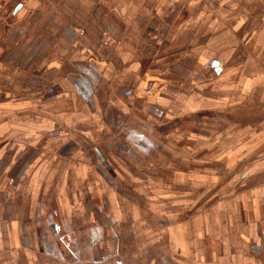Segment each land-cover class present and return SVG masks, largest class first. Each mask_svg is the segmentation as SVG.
Here are the masks:
<instances>
[{"label": "crops", "instance_id": "crops-1", "mask_svg": "<svg viewBox=\"0 0 264 264\" xmlns=\"http://www.w3.org/2000/svg\"><path fill=\"white\" fill-rule=\"evenodd\" d=\"M0 264H264V0H0Z\"/></svg>", "mask_w": 264, "mask_h": 264}]
</instances>
